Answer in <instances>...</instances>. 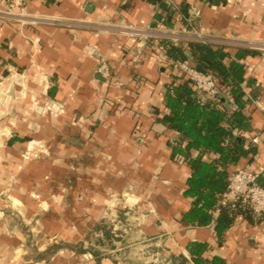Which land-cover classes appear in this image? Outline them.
Returning <instances> with one entry per match:
<instances>
[{"label":"crops","instance_id":"crops-1","mask_svg":"<svg viewBox=\"0 0 264 264\" xmlns=\"http://www.w3.org/2000/svg\"><path fill=\"white\" fill-rule=\"evenodd\" d=\"M166 1L189 6L186 25L173 19L180 27L264 42V0ZM159 14L151 0H27L25 17H0V199L10 191L14 213L31 220L0 216V264H195V243L206 244L209 261L264 264V216L237 214L221 235L215 222L181 224L191 207L183 194L190 170L173 161L178 134L162 122L175 79L160 56L128 37L31 17L145 27ZM102 59L122 88L98 73ZM247 66L262 107L248 111L255 137L264 133V53ZM122 193L134 210L123 207ZM117 215L139 220L119 240L136 237L157 260L101 252L117 245V227L105 222Z\"/></svg>","mask_w":264,"mask_h":264},{"label":"trees","instance_id":"trees-1","mask_svg":"<svg viewBox=\"0 0 264 264\" xmlns=\"http://www.w3.org/2000/svg\"><path fill=\"white\" fill-rule=\"evenodd\" d=\"M151 2L159 4L162 9V14L157 16L153 26L179 28L180 25L173 21L177 14L180 15V22L187 24V4L183 3L177 8L166 0ZM158 46L163 48L167 59L163 68L169 70L175 79L166 87L167 113L162 122L169 131L178 134L171 147L173 161L190 170L183 194L191 201V207L183 213L181 224L205 227L215 222V229L221 235L237 214L255 215L241 203L225 208H217V204L227 189L230 175L249 166L254 160H258L256 163L261 158L264 161V133L259 135L262 140L260 144L252 142V117L248 114L255 105L262 108L254 92L257 79L246 77L247 61L261 52L247 49L233 51L197 42L174 45L169 41H161ZM149 49L158 54L154 47L149 46ZM186 60L197 69L213 75L223 94L219 102L199 97L194 85L172 64ZM138 81H143V78L135 76L133 83ZM229 98L233 103L229 102ZM154 113L158 112L154 110ZM247 134L250 136L247 137ZM262 162L253 165L258 166ZM188 250L195 264L224 263L218 257L211 261L204 258L206 244L195 243Z\"/></svg>","mask_w":264,"mask_h":264},{"label":"built area","instance_id":"built-area-1","mask_svg":"<svg viewBox=\"0 0 264 264\" xmlns=\"http://www.w3.org/2000/svg\"><path fill=\"white\" fill-rule=\"evenodd\" d=\"M3 1L6 5L5 8L0 9V17L19 18L27 15V0ZM31 17L34 22L44 21L71 27L85 26L94 28V30H98L99 32H111L118 36L128 37L135 40L138 47H154L158 52V56H161L162 64L167 59L163 48L158 46V42L161 41H169L174 45H178L180 42H197L264 53V42L226 39L183 27L166 28L162 25L141 27L127 22H97L92 24L74 20L41 19L38 15ZM139 53L141 54L142 52L139 51ZM172 64L176 70L181 72L194 85L199 97L219 102V98L223 94L212 74L200 71L187 60L172 62ZM97 71L106 80H112L117 88L123 87V82L113 76L110 66L105 59L101 60ZM11 76L14 77L15 74ZM229 102L233 103V100L229 98ZM252 142L260 144L262 142L261 137H253ZM238 203H241L246 208H250L256 215L264 216V161L258 166L241 168L228 177L227 189L221 194L217 208L235 206Z\"/></svg>","mask_w":264,"mask_h":264},{"label":"rangeland","instance_id":"rangeland-1","mask_svg":"<svg viewBox=\"0 0 264 264\" xmlns=\"http://www.w3.org/2000/svg\"><path fill=\"white\" fill-rule=\"evenodd\" d=\"M12 78V77H11ZM4 178V177H3ZM0 179H1V174H0ZM6 184H13V183H10V182H5ZM0 187H1V182H0ZM30 187H32V186H30ZM3 188V187H2ZM2 188H0V190L2 191ZM29 191H34V190H29ZM6 197H2V199H0V211H2V209H7V210H9L10 211V213L12 214V215H14L13 217H11L10 215H8V213H5L3 216L2 215H0L1 216V219H3V218H6V217H10V218H15L14 220H16V221H19L20 220V222L23 224V225H26V223L28 222V221H30L31 222V220H27V219H25V217H23L22 215H20L19 213H17V214H15L14 213V210H13V207H14V201L13 200H10V199H8V197L9 196H11L12 197V194H11V192L9 191V193L8 192H6V195H5ZM127 197V196H126ZM126 197H124V193H122L121 194V201H122V205H123V207L125 208V207H131L132 206V208H133V206L135 205V203H130L132 200L130 199L131 197H128V198H126ZM26 199V198H25ZM131 200V201H130ZM26 202H27V200H25ZM109 203H111L112 204V202H109ZM30 203H26L25 205H29ZM129 204H132V205H129ZM122 207V208H123ZM112 208V207H111ZM123 208V209H124ZM135 208H133V210H134ZM111 210H113V209H111ZM14 213V214H13ZM118 217H112L111 219H110V217L109 218H107L106 220H105V222L107 223L108 222V224L109 225H111V226H113L114 228L115 227H117V231L115 232L116 234L115 235H117V236H115L114 235V237H115V240H117L116 241V247L113 249V250H111L110 248H109V244H106V246H102L103 247V249H102V247L101 246H95L96 248H100V249H102V253H104V254H117L118 252H119V254L117 255V257H119V258H121V255L120 254H122V256H126L127 254H129V252H130V255L131 256H137V257H144V259H146L147 261H149V262H152V261H155V260H157V253H154L153 251H151V250H148L149 248H151V247H148L147 248V250H146V248H142L141 247V245H143L142 243V241L141 240H139V239H136V237H134V238H128V243L126 244V242H124L122 239L121 240H119V237L121 236V234H122V236L124 237V239H125V237H126V233L124 234L123 232H122V230H125V229H127L126 230V232H130V230L128 229V227H130L131 228V226L130 225H135V224H137L138 222H139V220H137L136 218H134V217H132L131 215H129V216H124V218L122 219V218H120L119 217V215H117ZM113 218H115V219H113ZM8 220V219H7ZM33 222V221H32ZM65 223V222H64ZM62 224H63V222H62ZM107 227L109 228V226L107 225ZM125 228V229H124ZM118 230H120V231H118ZM34 234H42V232L41 231H34L33 232ZM62 233L63 234H66L65 232H63L62 231ZM68 234V233H67ZM72 237V236H71ZM71 239H75V238H71ZM70 239V240H71ZM114 240V241H115ZM126 246V247H125ZM129 255V256H130Z\"/></svg>","mask_w":264,"mask_h":264},{"label":"water","instance_id":"water-1","mask_svg":"<svg viewBox=\"0 0 264 264\" xmlns=\"http://www.w3.org/2000/svg\"><path fill=\"white\" fill-rule=\"evenodd\" d=\"M201 71V70H200ZM2 85H0V101H1V97L3 96V94H2ZM229 105V104H228Z\"/></svg>","mask_w":264,"mask_h":264}]
</instances>
